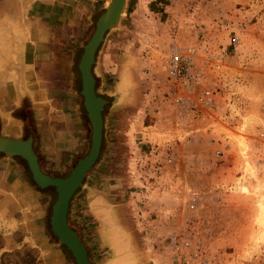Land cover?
Instances as JSON below:
<instances>
[{
    "label": "rangeland",
    "instance_id": "rangeland-1",
    "mask_svg": "<svg viewBox=\"0 0 264 264\" xmlns=\"http://www.w3.org/2000/svg\"><path fill=\"white\" fill-rule=\"evenodd\" d=\"M173 47L194 87L168 78ZM97 71L110 101L121 79L130 93L71 201L91 260L115 262L119 229L130 264H264V0H128Z\"/></svg>",
    "mask_w": 264,
    "mask_h": 264
},
{
    "label": "crops",
    "instance_id": "crops-1",
    "mask_svg": "<svg viewBox=\"0 0 264 264\" xmlns=\"http://www.w3.org/2000/svg\"><path fill=\"white\" fill-rule=\"evenodd\" d=\"M106 3L0 0V132L33 136L47 173H65L90 142L78 64ZM51 200L23 159L0 153V264H75L51 230Z\"/></svg>",
    "mask_w": 264,
    "mask_h": 264
},
{
    "label": "water",
    "instance_id": "water-1",
    "mask_svg": "<svg viewBox=\"0 0 264 264\" xmlns=\"http://www.w3.org/2000/svg\"><path fill=\"white\" fill-rule=\"evenodd\" d=\"M108 1H110L108 4ZM128 0H107V3L95 17L94 24L89 31V38L83 44L78 69L81 75V93L84 97V106L87 110L92 127L91 147L89 152L78 160L74 168L66 177H54L46 174L38 161V157L32 147V140L8 139L0 135V151L8 155H22L30 165L36 182L45 186H55L58 191V199L53 206L52 229L60 241L72 251L77 264H95L86 245L82 242L77 231L68 222L69 202L73 194L84 185L89 172L96 164L104 137L105 110L112 103L118 104L122 94L113 91V100L99 91L100 74L97 66L101 48L112 30L118 28L126 12ZM125 14V13H124ZM130 70V65H125L124 71ZM123 71V72H124ZM124 74V73H123ZM26 144V149L21 146ZM22 144V145H21Z\"/></svg>",
    "mask_w": 264,
    "mask_h": 264
},
{
    "label": "built area",
    "instance_id": "built-area-1",
    "mask_svg": "<svg viewBox=\"0 0 264 264\" xmlns=\"http://www.w3.org/2000/svg\"><path fill=\"white\" fill-rule=\"evenodd\" d=\"M166 69L168 78L175 83L187 84L189 87H194L200 79L194 57L182 48L173 47L171 49L170 55L166 60ZM213 97L212 91L206 90L198 100L203 104H208Z\"/></svg>",
    "mask_w": 264,
    "mask_h": 264
},
{
    "label": "flooded vegetation",
    "instance_id": "flooded-vegetation-1",
    "mask_svg": "<svg viewBox=\"0 0 264 264\" xmlns=\"http://www.w3.org/2000/svg\"><path fill=\"white\" fill-rule=\"evenodd\" d=\"M82 97H83V95H82ZM83 99H84V97H83ZM85 109H86V108H85ZM91 134H92V130H91ZM0 135L2 136V138H8V139H10V138H12V139H21V140H24V141L31 139V140H32V147H33L34 152L36 153V155H37V157H38V161H39V164H40L42 170H43L46 174L51 175V176H54V177H66V176H68V174H69L70 171L74 168V166L76 165V163L78 162V160H79L80 158L84 157V156L89 152L90 147H91V138H90V142H89V144L87 145V149H85V151H84L80 156H78L76 159H74L72 165L69 167L68 170H66L65 173L51 174V173H47V172L43 169V167H42V165H41L39 155H38V153H37V151H36V148H35V143H34V137H33V136L30 135V136H27V137L17 138V137H12V136H9V135H8V136H7V135H4V134H2L1 132H0ZM0 153H1V154H5V155L10 156V157H19V158L23 159V161L25 162V164L27 165V167H28V169H29V172L31 173V176H32L33 180L36 182V180L34 179V176H33V172H32V170H31V168H30L29 162H28V160H27L24 156H22V155H16V154H15V155H8V154H6V153L3 152V151H0ZM100 153H101V152H100ZM99 157H100V155H99ZM98 159H99V158H98ZM97 161H98V160H97ZM36 183H37V182H36ZM37 184H38V183H37ZM38 185H39V184H38ZM39 186H40L41 188H43V189H48V190L51 191V194H52V200H51V214H50L51 230H52L53 234L55 235V237L59 240V242H60V244H61L62 242L60 241L59 237L55 234V232H54L53 229H52V219H51V218H52V214H53V206H54V204L56 203V201H57V199H58V191H57V189H56L55 186H45V187H43V186H41V185H39ZM74 194H75V193H74ZM74 194H73V195H74ZM72 197H73V196H72ZM72 197H71L70 202H69V209H68V213H67L68 222H69V225H70L75 231H77V233L79 234L80 239H81L82 242L85 244V242H84V240H83V238H82L80 232H79V231L73 226L72 221H71V219H70V217H71L70 212H71V201H72ZM61 245H63V246L65 247L66 251H67V252H68V253L74 258V262H75V264H77V263H76V260H75V257H74V255H73L72 251L68 248V246H67L66 244H64V243H62ZM85 245H86V244H85ZM86 247H87V245H86ZM87 249H88V248H87Z\"/></svg>",
    "mask_w": 264,
    "mask_h": 264
},
{
    "label": "bare ground",
    "instance_id": "bare-ground-1",
    "mask_svg": "<svg viewBox=\"0 0 264 264\" xmlns=\"http://www.w3.org/2000/svg\"><path fill=\"white\" fill-rule=\"evenodd\" d=\"M109 2L110 1H108V4H110ZM124 13H125V11H123L122 15H124ZM116 85L117 86L115 87L114 92H116L118 95L123 93L122 97H121L122 99H125V97H128L127 94L130 93V91L128 90L127 81L121 79V81H117ZM122 101L123 100H120L119 103L122 102ZM131 101H132V97L129 98V102H131ZM21 148L22 149H26L27 148L26 144H23L21 146ZM262 209H264V208L261 207V210ZM262 212H264V210ZM118 231H119V229L115 230L114 231V235H113V242H114V245H115V249L118 252V255L115 258V262L113 263V261H112V263L113 264H130L131 261H132V259H131L132 252L129 249V242L128 241L125 242L122 239L123 236L121 234H119Z\"/></svg>",
    "mask_w": 264,
    "mask_h": 264
}]
</instances>
